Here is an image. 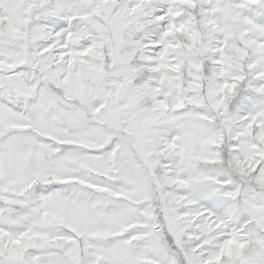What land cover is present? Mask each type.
I'll return each mask as SVG.
<instances>
[{
	"label": "snow or ice",
	"instance_id": "snow-or-ice-1",
	"mask_svg": "<svg viewBox=\"0 0 264 264\" xmlns=\"http://www.w3.org/2000/svg\"><path fill=\"white\" fill-rule=\"evenodd\" d=\"M0 264H264V0H0Z\"/></svg>",
	"mask_w": 264,
	"mask_h": 264
}]
</instances>
